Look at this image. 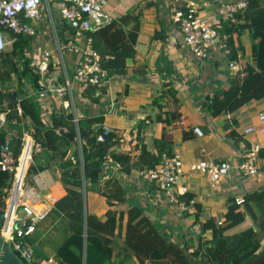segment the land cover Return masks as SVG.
<instances>
[{"label": "trees", "instance_id": "16d2710c", "mask_svg": "<svg viewBox=\"0 0 264 264\" xmlns=\"http://www.w3.org/2000/svg\"><path fill=\"white\" fill-rule=\"evenodd\" d=\"M245 1L244 12L238 14L234 22L224 23V32L229 35L231 61L236 59L231 35L234 32L250 34V62L244 66L243 75L229 76L224 87L206 95L202 102L203 110L210 118L225 117L222 127L229 132L228 136L237 149L242 140L239 131L244 128L240 126L239 110L250 102H264V0ZM128 22L135 23L134 28L138 29L140 19L136 15H127L91 35L95 50L103 58L102 65L108 72V78L124 76L125 61L134 54L132 46L136 42L137 32L129 31L126 34L121 27V24L127 25ZM3 30L12 41L6 51L0 53V82H11L12 88L3 90L0 86V111L9 110V120H17L16 125H10L18 136L12 143L13 157L18 158L23 132L31 127L33 138L42 150L33 158L27 182L32 184L34 175L49 168L59 174L58 180L65 190V195L36 224L35 232L27 239L34 247L36 260L47 258L45 246L50 243L54 248L53 255L69 264H96L100 260L107 263L110 258L106 246L119 264H133L132 260L138 264H264V188L243 197L244 207L251 203L259 216L256 230L249 228L245 215L244 224L235 221L236 213L241 212L237 210L241 207L233 200L226 213V220L231 225L222 227L216 220L207 219L201 224V237L192 252L168 241L146 217L128 221L123 231L122 215L118 217L115 211L108 209L103 218L90 213L86 207L89 192L106 197L109 205L110 200L122 203L126 200L116 179L110 178L103 185L99 184L107 161H112L122 173L130 175L134 171L155 167L163 153L172 154L171 145L165 137L155 140L154 151H141L134 162L128 152L119 151L120 139L116 133L111 131L104 142L97 141V135L102 133V116H78L76 128L74 113L70 107H66L61 112L51 114V125L47 126L36 96L41 87L40 78L31 68L32 60L24 54L30 38L15 36L7 28ZM68 31L72 36L73 31ZM106 56L110 58L105 59ZM81 93L89 102L99 103L107 94V87L88 86ZM118 98L122 99L123 93H119ZM165 99L179 104L175 93L165 89L153 99L151 105L163 112L165 106L161 101ZM18 106L22 119L17 114ZM179 116L171 113L170 121ZM27 118L31 121L30 126L22 124V120ZM137 126L141 128V124ZM77 129L81 138L80 147ZM61 130L74 134V141L60 134ZM135 137L136 145L143 142L139 134ZM2 144L3 136L0 134V146ZM11 181V174L0 170V198L7 197ZM243 225L247 229H241ZM236 226L239 229L234 231Z\"/></svg>", "mask_w": 264, "mask_h": 264}, {"label": "crops", "instance_id": "0c3cea01", "mask_svg": "<svg viewBox=\"0 0 264 264\" xmlns=\"http://www.w3.org/2000/svg\"><path fill=\"white\" fill-rule=\"evenodd\" d=\"M182 1L198 3L201 17L209 21L214 18L215 6L209 4L207 8L202 7L205 0ZM167 2L168 0L110 1L106 11L112 17V21L119 22V18L127 15H136L140 19L138 29L134 28L135 23L121 24L126 34L129 31L137 32L136 42L132 46L134 54L125 61L124 76L114 75L108 78L104 84L107 87V94L99 103L89 102L75 85L76 90L78 89L75 93L76 112L78 116H102L103 125L116 133L120 139L119 151L128 152L134 162L137 161L141 151H154L155 140L162 137L168 139L172 153L180 155L184 164L183 183L188 188L187 197L194 202V213L182 214L161 192L157 191L154 185L142 182L138 171L125 175L109 160L102 169L99 184L103 185L110 178L116 179L126 200L123 203L110 200L111 205H109L106 197L89 192L91 197L89 199L88 195L86 197L87 210L99 218H103L108 209L115 211L118 217L122 215L123 231L128 221L146 217L168 241L192 251L198 241L190 230L193 224L201 225L212 218L217 223L223 222L221 226L226 227L229 224L226 213L234 198L244 197L247 193L264 188V139L258 140L262 150L259 161L260 173L256 178H244L233 170L213 188L209 185L206 174L190 171L189 166L203 157L200 153L201 148L206 150V158L215 161H239L240 151L228 136L229 132L222 127L225 117L210 118L202 106L206 95L219 91L224 87L229 76L239 73L228 67L227 61L217 49L212 50L204 60L194 57L183 45L182 36L170 18ZM54 26L63 39L69 36V27L61 21L59 15L55 13L54 16H50L47 9L42 7V16L36 23L37 35L30 38V43L24 51L25 56L31 59L32 63L39 61L44 51L54 49ZM231 40L236 55L234 62L243 70L250 62V34L234 32ZM64 59L69 74H73L77 56L66 52ZM58 62L57 57L51 59L50 75L57 72ZM240 74L243 75L244 72ZM10 85L11 82H0L3 90L11 89ZM165 89L175 93L179 104L172 100L171 102L162 100L161 104L165 108L161 112L156 107L153 108L151 102ZM119 93H123L122 99L118 98ZM78 106L80 112L77 110ZM41 107L43 122L47 126L51 125V114L66 108L65 101L59 104L53 100L46 101ZM261 111H264V102L247 104L238 112V117L241 119L240 126L258 127V114ZM171 113L180 116L171 122ZM138 124H141L140 129ZM193 128H200L203 136H195ZM137 134L143 138V142L138 145L135 137ZM129 138L132 140L129 141ZM58 179L57 172L44 168L33 176L31 185L36 189L42 188L41 193H49L59 200L65 195V190ZM5 205L6 198H0V210L4 209ZM238 211L246 216L249 228L256 230L259 216L251 203ZM238 229L239 227L236 226L234 231ZM241 229H247V226L243 225ZM105 249L110 261L102 263L100 260L101 262L98 261L96 264H115L111 249L108 246ZM45 251L47 258L54 256L52 244H47ZM132 262L138 264L135 260Z\"/></svg>", "mask_w": 264, "mask_h": 264}, {"label": "built area", "instance_id": "2783aa9c", "mask_svg": "<svg viewBox=\"0 0 264 264\" xmlns=\"http://www.w3.org/2000/svg\"><path fill=\"white\" fill-rule=\"evenodd\" d=\"M110 1L0 0V53L6 51L12 41L7 38L4 28L9 29L15 36L34 38L37 35L36 23L42 16V7L47 9L50 16L57 13L61 21L73 31L72 36L63 39L54 26V49L44 51L42 58L33 61L31 68L40 78L41 87L36 93L40 105L49 100L59 104L65 101V106L70 107L74 113L76 128V91L79 89L82 92L88 86H102L108 81V72L102 65L103 58L95 50L91 35L112 22V17L106 11ZM209 4L215 6L214 18L210 21L201 17L199 4L194 1L167 2L170 18L182 36L183 45L194 57L204 60L212 50L217 49L227 61L228 67L235 73H241L243 70L238 63L229 60V35L224 32V23L234 22L236 16L244 12L246 1L205 0L202 7L207 8ZM66 52L78 58L73 74H69L66 68ZM53 57H57L59 67L50 79L47 75L51 73ZM109 58L110 56L105 57ZM54 82H57L58 86L55 87ZM75 85L78 86L77 90ZM8 112L9 110L0 111V134L3 136V144L0 146V170L11 174L12 181L5 208L0 210V235L10 242L12 251L23 264H69L55 256L36 260L34 247L27 241L35 232L36 224L55 207L58 199L49 193H41L42 188L36 189L27 182L29 167L34 156L40 153L42 148L35 142L34 131L29 127L21 137V152L18 158L13 157L12 143L18 136L11 126L16 125L17 120H9ZM17 114L19 118H23L20 106L17 107ZM258 120V127L247 126L239 131L242 136L239 142V161H215L206 158V150L201 148L203 157L189 166L190 171L206 174L209 185L213 188L233 170L244 178H256L260 173L262 146L258 140L264 139V111L258 114ZM22 121V124L30 126V119ZM111 131L103 125L102 133L97 135V141L104 142L105 136ZM77 133L80 147L78 129ZM193 134L197 137L203 136L200 128H193ZM131 140L129 138V141ZM183 175L184 164L176 153H163L155 167L138 172L142 182L154 185L180 213L193 214L194 202L187 199L188 188L183 183ZM234 202L239 207H244L243 197H235ZM218 225H223V222H218ZM190 230L198 239L201 237V225L193 224Z\"/></svg>", "mask_w": 264, "mask_h": 264}, {"label": "water", "instance_id": "95a60500", "mask_svg": "<svg viewBox=\"0 0 264 264\" xmlns=\"http://www.w3.org/2000/svg\"><path fill=\"white\" fill-rule=\"evenodd\" d=\"M48 77L52 75H47ZM53 85L58 86L57 82H54ZM60 134L67 137L71 142L74 141V134L66 133L64 130L59 132ZM18 227V226H16ZM0 264H23L21 260L16 256V254L12 251L10 242L0 235Z\"/></svg>", "mask_w": 264, "mask_h": 264}, {"label": "rangeland", "instance_id": "374dc122", "mask_svg": "<svg viewBox=\"0 0 264 264\" xmlns=\"http://www.w3.org/2000/svg\"><path fill=\"white\" fill-rule=\"evenodd\" d=\"M8 47H9V45H8ZM2 86H5V85H2ZM10 86H12V85H10ZM77 110H78V112H80V109H79V106H78V108H77ZM89 197H91L90 196V194H88V199H89ZM243 216H244V213L243 212H239V213H237V220L235 219V221L237 222V223H241V224H244L243 223ZM217 218H219V217H217ZM236 222H235V224H236ZM231 224H230V222H229V224L227 225V226H230ZM230 228V227H229ZM192 251H193V249H192ZM191 250H189V252H192ZM116 264H119V262H115ZM109 264H114V263H109Z\"/></svg>", "mask_w": 264, "mask_h": 264}]
</instances>
